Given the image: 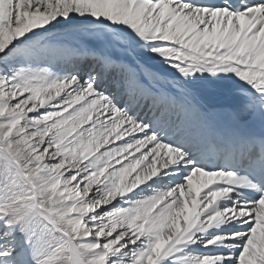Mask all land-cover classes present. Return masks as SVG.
<instances>
[{
  "label": "snow or ice",
  "instance_id": "snow-or-ice-1",
  "mask_svg": "<svg viewBox=\"0 0 264 264\" xmlns=\"http://www.w3.org/2000/svg\"><path fill=\"white\" fill-rule=\"evenodd\" d=\"M0 264H264V0H0Z\"/></svg>",
  "mask_w": 264,
  "mask_h": 264
}]
</instances>
